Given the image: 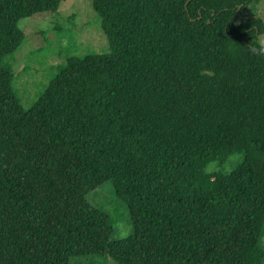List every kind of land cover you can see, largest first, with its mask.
Segmentation results:
<instances>
[{
    "label": "trees",
    "instance_id": "1",
    "mask_svg": "<svg viewBox=\"0 0 264 264\" xmlns=\"http://www.w3.org/2000/svg\"><path fill=\"white\" fill-rule=\"evenodd\" d=\"M260 1L90 0L109 51L23 109L1 60L61 0H0V264H264ZM106 181L123 239L86 197Z\"/></svg>",
    "mask_w": 264,
    "mask_h": 264
},
{
    "label": "rangeland",
    "instance_id": "2",
    "mask_svg": "<svg viewBox=\"0 0 264 264\" xmlns=\"http://www.w3.org/2000/svg\"><path fill=\"white\" fill-rule=\"evenodd\" d=\"M256 14L264 24V0L256 6ZM244 12L242 17H247ZM24 38L11 54L5 55L2 66L12 72V90L23 109H28L46 88L68 56L88 53H107L109 46L100 27V18L90 0H61L55 12L34 14L18 20ZM257 41L264 47V30ZM233 155L222 166L229 171L238 161ZM95 207L108 214L112 226L111 238L123 239L132 233L126 205L114 195L110 181H106L86 196ZM264 250V236L261 240ZM84 260L86 262H79ZM70 264H116L107 256L72 257Z\"/></svg>",
    "mask_w": 264,
    "mask_h": 264
}]
</instances>
